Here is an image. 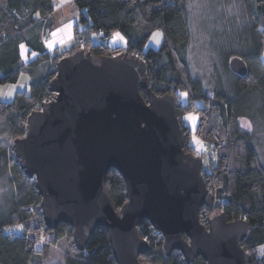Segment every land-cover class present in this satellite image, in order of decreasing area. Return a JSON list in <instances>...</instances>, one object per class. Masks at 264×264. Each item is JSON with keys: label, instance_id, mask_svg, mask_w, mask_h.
Wrapping results in <instances>:
<instances>
[{"label": "trees", "instance_id": "trees-1", "mask_svg": "<svg viewBox=\"0 0 264 264\" xmlns=\"http://www.w3.org/2000/svg\"><path fill=\"white\" fill-rule=\"evenodd\" d=\"M187 0H74L78 23L84 26L76 32L84 39V50L94 56L125 53L138 57L147 64V81L154 94H171L177 101V92L187 96L185 104H177L176 114L183 131L186 154L194 153L190 146V129L180 116L189 113L198 118L195 136L213 143L216 159L203 169L202 176L210 190L209 204L199 209L200 223L220 213L225 220H245L250 229L241 242L252 256L251 264H264V255L258 259L257 248L264 245V166L261 164L253 137L240 128L243 118L254 120L264 116V0H243L246 3L245 24L227 21L222 43L215 47L230 72L232 57L242 58L248 73L233 78L228 89L219 82L210 93L200 77H195L187 62L190 40ZM55 5L52 0H0V85L16 84L22 73L30 77L29 91H17L12 100L0 101V179L6 178L11 188L8 211L0 217V264H43L36 247L45 239L43 250L66 238L68 248L63 264H116L113 258L107 228L98 226L89 236L83 250L76 247L72 229L60 223L53 230L46 228L42 219V198L12 152L15 139L25 136L27 118L33 111L53 97L49 82L55 71L37 78L39 66L79 49L70 47L65 53L50 54L40 38L50 29V17ZM163 31L162 43L157 49H146L153 31ZM116 32L126 38V46L110 47L108 41ZM90 35L96 37L93 42ZM50 36L48 37V39ZM47 40V39H46ZM77 40V39H76ZM105 40V45L100 44ZM36 53V59L23 63L20 45ZM75 46H79L75 43ZM47 72V73H46ZM145 96V90H141ZM180 115V116H179ZM105 188L118 211L126 202L125 183L115 169L106 172ZM21 224V232H4V226ZM29 229L33 235L28 236ZM24 232L22 238L18 234ZM140 237H147L151 251L139 256L144 264H205L201 257L191 263L179 251L166 255L163 238L147 220L139 227Z\"/></svg>", "mask_w": 264, "mask_h": 264}, {"label": "water", "instance_id": "water-1", "mask_svg": "<svg viewBox=\"0 0 264 264\" xmlns=\"http://www.w3.org/2000/svg\"><path fill=\"white\" fill-rule=\"evenodd\" d=\"M228 66L240 77L248 73L237 56ZM146 70L138 57L84 49L56 63L53 97L28 115L25 136L12 143L42 198L46 228L67 224L83 250L103 226L116 264H144L139 256L151 247L139 227L147 220L161 234L166 255L176 250L187 263L201 257L205 264H251L241 243L247 221L228 222L220 213L200 223L199 209L211 194L203 159L185 153L175 97L154 94ZM109 169L125 183L118 211L104 184Z\"/></svg>", "mask_w": 264, "mask_h": 264}, {"label": "rangeland", "instance_id": "rangeland-1", "mask_svg": "<svg viewBox=\"0 0 264 264\" xmlns=\"http://www.w3.org/2000/svg\"><path fill=\"white\" fill-rule=\"evenodd\" d=\"M187 17L189 19L190 42L187 46V62L189 63L190 71L195 77H200L202 83L209 93L215 89L217 83H221L225 89L231 84L233 74L229 72L222 61V57L215 47L220 42L219 39H223L224 25H227V21H234L235 24H245L248 20L246 17L247 6L243 0H187L186 2ZM227 23V24H226ZM233 23V22H232ZM119 34V36H117ZM123 37V39H120ZM164 37L163 31L155 30L148 40L146 49H157L161 45V41ZM222 43V42H220ZM110 47H124L126 46V38L122 33L116 32L112 35L110 41ZM72 47L76 49H84V45H80L79 48L75 46L74 42L70 44L67 50ZM58 52V51H57ZM54 60L50 61L45 69L48 73L56 72V65ZM46 72V73H47ZM217 76L219 82H217ZM37 79V77H36ZM28 76L22 73L20 79L16 85L5 84L0 85V101H10L14 97L17 91H29ZM178 98L176 103L185 104L187 102V96L182 92H177ZM189 115V116H188ZM195 117V114L189 113L187 115L180 116L186 126L191 122L189 117ZM197 117V116H196ZM188 119V121H187ZM240 128L246 130L253 137L254 145L257 147V153L260 158L261 164L264 166V116H259L254 120L243 118L240 121ZM188 127V128H189ZM190 130L189 144L192 143L194 147L199 146V139L195 136V130L193 127ZM197 150L200 151V148ZM197 155L203 159L202 168L209 171V165L217 155L213 157L205 153ZM195 153V152H194ZM196 154V153H195ZM6 178L0 179V217L5 214L8 204L10 203L11 188L7 185ZM24 228L21 224H11L4 226V232H21ZM28 236L33 235V232L29 229ZM39 243L36 246L39 252H43L40 256L43 264H63V258L66 255V249L68 248V240L66 238L58 239L54 245L43 250L42 247L46 242L42 237L38 240ZM264 255V248H257V257L260 259Z\"/></svg>", "mask_w": 264, "mask_h": 264}, {"label": "crops", "instance_id": "crops-1", "mask_svg": "<svg viewBox=\"0 0 264 264\" xmlns=\"http://www.w3.org/2000/svg\"><path fill=\"white\" fill-rule=\"evenodd\" d=\"M52 1L53 4L55 5V9L49 20L51 25L49 29L50 38L46 40L44 47H46L47 51L50 54L54 55V53L57 51L60 54H63L67 51V48L70 44H72L73 42L74 44L76 43V39L79 36L76 35V32L81 31L84 28V26H82L81 24L79 25L78 23V13L74 5V0H52ZM90 38L93 42L96 41V37L94 35H90ZM110 41L111 39L108 41V44L110 43ZM19 48H20L21 59L24 64L36 59V53L34 52L28 53L29 48H27L24 44L23 45L21 44ZM39 69H40V73L37 72V76H36L37 78L43 77L46 71L44 65H40ZM21 75L22 74H20V76ZM25 75H27L28 80H30V77L27 72L25 73ZM20 76L18 80L20 79ZM16 84H11V85H16ZM189 119H191V122L188 125H190L191 127H193L194 130H196L197 127L196 124L198 118L195 115V117L191 116L189 117ZM191 127H189L190 130L192 129ZM260 247L264 248V245L259 246V248Z\"/></svg>", "mask_w": 264, "mask_h": 264}, {"label": "built area", "instance_id": "built-area-1", "mask_svg": "<svg viewBox=\"0 0 264 264\" xmlns=\"http://www.w3.org/2000/svg\"><path fill=\"white\" fill-rule=\"evenodd\" d=\"M48 37H49L48 32L47 31L43 32L41 34V38H40L41 43L44 44V42L46 41V39H48ZM76 44L78 46L79 45H83L84 44L83 37H78L77 40H76ZM100 44L101 45H105V40H100ZM198 144H199L198 147H194L193 144L190 143V146L194 149V152L196 154L198 153L197 151H199V150H197V148L198 149L200 148L199 154L205 153V154L209 155L210 157H213L216 154L217 149H216V147H215V145L213 143L211 144L209 142H206V141H203V140H199ZM23 235H24V232L18 234L19 238H22ZM144 239H146L148 241L147 237H145Z\"/></svg>", "mask_w": 264, "mask_h": 264}, {"label": "snow or ice", "instance_id": "snow-or-ice-1", "mask_svg": "<svg viewBox=\"0 0 264 264\" xmlns=\"http://www.w3.org/2000/svg\"><path fill=\"white\" fill-rule=\"evenodd\" d=\"M117 36H119V34H117ZM120 39H123V37H120Z\"/></svg>", "mask_w": 264, "mask_h": 264}]
</instances>
